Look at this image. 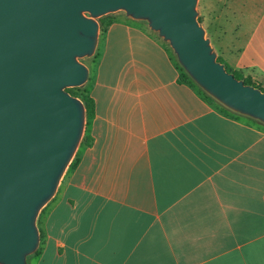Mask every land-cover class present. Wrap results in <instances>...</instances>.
<instances>
[{
  "label": "crops",
  "instance_id": "0c3cea01",
  "mask_svg": "<svg viewBox=\"0 0 264 264\" xmlns=\"http://www.w3.org/2000/svg\"><path fill=\"white\" fill-rule=\"evenodd\" d=\"M229 9L206 34L264 85V0ZM89 77V143L41 213L28 264H264V124L180 80L168 44L122 13Z\"/></svg>",
  "mask_w": 264,
  "mask_h": 264
},
{
  "label": "water",
  "instance_id": "95a60500",
  "mask_svg": "<svg viewBox=\"0 0 264 264\" xmlns=\"http://www.w3.org/2000/svg\"><path fill=\"white\" fill-rule=\"evenodd\" d=\"M198 0H0V264H28L38 219L55 197L86 128L82 88L99 41L98 19L145 22L177 63L226 109L264 124V92L217 60Z\"/></svg>",
  "mask_w": 264,
  "mask_h": 264
},
{
  "label": "trees",
  "instance_id": "16d2710c",
  "mask_svg": "<svg viewBox=\"0 0 264 264\" xmlns=\"http://www.w3.org/2000/svg\"><path fill=\"white\" fill-rule=\"evenodd\" d=\"M113 18H114V16L112 14H108V15L102 16V17H100L98 19L100 32H103V33L105 32L107 26L113 21ZM198 21H199V19H198ZM217 60L219 62L223 63L224 66H225V68H226V70L228 72L232 73L236 79H241V80H243V82L245 84H249V85H252L254 87H257L261 91L264 92V85L261 82H258L256 80H253L252 77H250V76H244V74L241 71L233 70L219 56L217 57ZM176 63H177V61H176ZM177 66H178L179 71H180V78L179 79L182 80V81L190 82L191 84L195 85V83L184 72V70L180 67V65L178 63H177ZM71 89L76 90L78 93H72L71 92ZM199 90L203 93V95L205 96V98L209 102H216L213 98H211L206 93H204L200 88H199ZM67 91L71 95L78 97L83 102V104L85 106V110H86V122H88L93 117V115H94V102H93L92 98L88 95V93L86 91V87H82V88H69V89H67ZM88 141H89V139H88L87 135L84 134V136H83V138L81 140L80 145L88 144L89 143ZM71 164H72V162H71ZM43 210L41 211V213L43 212ZM38 226H39V230H40V216H39V219H38ZM40 238L42 239V232H41V230H40ZM39 249L40 248H38L37 251L33 255L38 254L39 253ZM33 255H31V256H33ZM31 256H29V257H31Z\"/></svg>",
  "mask_w": 264,
  "mask_h": 264
},
{
  "label": "rangeland",
  "instance_id": "374dc122",
  "mask_svg": "<svg viewBox=\"0 0 264 264\" xmlns=\"http://www.w3.org/2000/svg\"><path fill=\"white\" fill-rule=\"evenodd\" d=\"M199 2L200 3H197L198 19L205 30L206 28H208L210 17L211 18L221 17V22L225 19L233 20L232 13L229 7L233 4L234 0H199ZM112 15L115 16V14H112ZM102 37H103V32H100L98 46H97L95 54L90 58L81 59V62L85 64L89 69V76H92L94 74L96 61L100 54V45H101ZM208 37L210 39L211 45L214 47L215 51L218 52L217 43H215V40H213L210 34H208ZM89 80H90V77H89ZM86 85L84 87H86ZM71 92L78 93L74 89H71Z\"/></svg>",
  "mask_w": 264,
  "mask_h": 264
}]
</instances>
